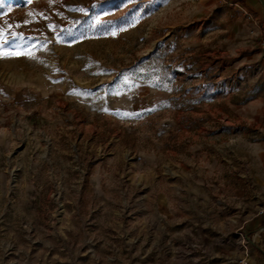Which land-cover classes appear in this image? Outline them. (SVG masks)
Masks as SVG:
<instances>
[{
  "label": "rangeland",
  "instance_id": "rangeland-1",
  "mask_svg": "<svg viewBox=\"0 0 264 264\" xmlns=\"http://www.w3.org/2000/svg\"><path fill=\"white\" fill-rule=\"evenodd\" d=\"M264 0H0V264H264Z\"/></svg>",
  "mask_w": 264,
  "mask_h": 264
},
{
  "label": "built area",
  "instance_id": "built-area-1",
  "mask_svg": "<svg viewBox=\"0 0 264 264\" xmlns=\"http://www.w3.org/2000/svg\"><path fill=\"white\" fill-rule=\"evenodd\" d=\"M263 46H264V41H263Z\"/></svg>",
  "mask_w": 264,
  "mask_h": 264
}]
</instances>
